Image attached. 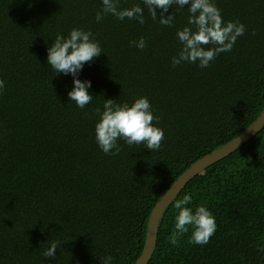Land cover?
I'll use <instances>...</instances> for the list:
<instances>
[{
	"label": "trees",
	"instance_id": "trees-1",
	"mask_svg": "<svg viewBox=\"0 0 264 264\" xmlns=\"http://www.w3.org/2000/svg\"><path fill=\"white\" fill-rule=\"evenodd\" d=\"M121 8L142 0H119ZM225 21L245 32L230 52L207 68L171 67L188 25L187 7L173 6L171 26L107 15L97 23L101 0H0V264H134L150 212L195 161L231 141L264 108V0H215ZM159 9L157 12L159 13ZM90 31L103 51L78 78L91 81L92 102L69 101L71 75L55 74L47 46L57 33ZM145 39L139 49L132 42ZM146 96L161 148L119 140L106 155L94 137V110L104 99L131 102ZM154 123H156L154 121ZM205 204L217 230L206 245L189 243L191 229L174 234L173 203ZM60 241L55 258L43 251ZM264 126L233 152L193 177L159 220L147 264H264Z\"/></svg>",
	"mask_w": 264,
	"mask_h": 264
},
{
	"label": "clouds",
	"instance_id": "clouds-1",
	"mask_svg": "<svg viewBox=\"0 0 264 264\" xmlns=\"http://www.w3.org/2000/svg\"><path fill=\"white\" fill-rule=\"evenodd\" d=\"M141 6L121 8L119 0H101V8L95 14V21L101 22L105 16L112 15L118 20L135 19L144 23V8L153 20L157 19L163 25L171 26L174 16L168 13L173 6L187 7L188 25L178 30L177 39L181 45L178 53L171 57V67L182 63L197 64L201 69L210 63L220 53L230 52L238 37L245 32V25L237 20L225 21L215 0H142ZM159 9V13L157 12ZM135 47L144 49L145 39L132 42ZM104 52L94 35L83 28L73 27L68 33H57L52 43L47 46V64L55 74L71 75L72 87L67 92L69 101L76 107L84 109L93 100L89 91L91 81L78 78L86 63H91ZM105 53V52H104ZM4 80L0 79V90L4 88ZM97 117L94 124V137L99 149L106 155H118L121 151L119 140L127 145H143L149 151L161 148L164 130L158 126L159 117L154 115L152 106L146 96L133 98L129 103H117L111 98L104 99L102 107L94 110ZM154 121L156 123H154ZM191 197L184 195L173 203L174 234L169 236V243L178 246L179 238L191 229L189 243L206 245L217 230L214 215L209 208L201 203L195 207L189 206ZM60 241H53L43 251L45 260L55 258ZM258 251L264 253V247ZM101 264H113L111 255L100 258Z\"/></svg>",
	"mask_w": 264,
	"mask_h": 264
},
{
	"label": "water",
	"instance_id": "water-1",
	"mask_svg": "<svg viewBox=\"0 0 264 264\" xmlns=\"http://www.w3.org/2000/svg\"><path fill=\"white\" fill-rule=\"evenodd\" d=\"M264 126V108L260 115L253 121L245 130L238 134L231 141L216 150L204 155L195 161L189 168H187L168 188V190L161 196L157 203L152 208L146 229V236L143 249L134 264H147L152 256L156 245V238L158 234L159 220L164 211L182 190V188L199 172L214 164L220 159L224 158L246 141L252 138Z\"/></svg>",
	"mask_w": 264,
	"mask_h": 264
}]
</instances>
